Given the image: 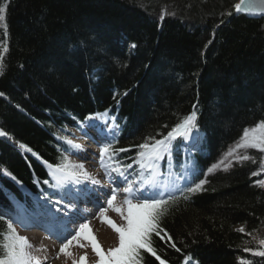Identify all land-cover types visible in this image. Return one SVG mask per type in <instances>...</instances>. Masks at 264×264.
Masks as SVG:
<instances>
[{"label":"trees","instance_id":"trees-1","mask_svg":"<svg viewBox=\"0 0 264 264\" xmlns=\"http://www.w3.org/2000/svg\"><path fill=\"white\" fill-rule=\"evenodd\" d=\"M238 2L0 0V203L7 194L31 212L45 209L27 192L42 186L58 196L48 165L76 155L66 135L96 115L112 119L110 161L123 168L140 144L195 112L198 145L187 152L177 138L159 163L176 200L161 221L172 240L153 235V245L167 264H264L253 254L264 250V188L252 175L260 163L209 172L264 121V17L237 14ZM189 164V183L177 181ZM201 180V190L186 191ZM143 255V264H159Z\"/></svg>","mask_w":264,"mask_h":264},{"label":"snow or ice","instance_id":"snow-or-ice-1","mask_svg":"<svg viewBox=\"0 0 264 264\" xmlns=\"http://www.w3.org/2000/svg\"><path fill=\"white\" fill-rule=\"evenodd\" d=\"M236 12H247L249 14L264 13V0H240L235 4ZM4 9L0 8V22L5 21ZM5 29L7 25H4ZM135 47V45H133ZM4 52H7V47H4ZM3 57L0 56V72L3 68ZM3 95V93H0ZM196 113L192 112L186 116L182 121L178 122L162 139H155L150 137V140L154 142H145L138 147L142 149L139 152V166L141 169H145L149 172L147 178L142 179L139 182L128 181L125 177V172L121 171L120 167L114 169L119 176L124 177L127 184L122 191L126 194L123 200L122 206L115 205L117 199L116 190H113L110 198L107 200L108 208H112L116 213L120 215L124 223L117 224L106 213L108 208L100 209L101 222L109 225L112 230L118 235V246L110 247L105 250L99 242L97 236L94 234L93 229L90 227V222L85 221L78 225L77 230L66 237L61 243L59 255L65 257H73L71 251L72 246L75 243L76 247L86 249L91 247L92 252L97 259L94 264H143L144 253L150 254L154 257L159 264H167V262L158 255L156 248L153 245V235L159 237L161 240L168 242L172 240V237L168 235L161 227L162 218L168 212V206L170 203L176 200V197L169 191L167 198L164 196L167 185L159 183V177L162 173L159 170L158 161L163 159L166 154H170L172 148V141L177 138H183L189 140L193 136V131L197 128L196 125ZM7 133L0 130V136H5ZM69 145H73V141L68 140ZM79 149V145H73ZM21 149H25L31 152V148H27L26 145L20 144ZM245 150V153H240L239 150ZM254 149L261 153H264V121H260L254 127L246 128L242 131L240 139L236 142L234 147H231L227 152L225 159L221 160L218 164L212 166L209 172L213 169L219 168L224 165L225 170L231 166V161L225 163L229 157H234L237 162H243L252 160L255 163V158L246 154L247 150ZM116 151H126V149H117ZM114 155L112 145L110 143L105 144L100 149L101 166L107 168L105 163V157L109 160ZM47 163V162H45ZM52 169L50 175L53 183L51 187L60 189L68 184H80L82 180L91 181L92 184H99L100 181L95 179L84 167L83 164L73 163L68 157H63L62 162L56 165H48ZM131 165L125 166V170L130 168ZM264 173V160L261 161L259 171L253 172V176H258ZM110 176V174H109ZM111 178V177H110ZM48 184L49 181H44ZM207 183L206 180H201L196 183L194 187H187L186 191L189 193H195L202 189V186ZM139 184L142 188H159L156 197H144L143 193L140 196H134V185ZM257 184L264 186V180L257 181ZM63 199V198H62ZM61 200L50 201L55 211H60L56 205L62 203ZM134 199L138 202H134ZM187 199V197H185ZM66 208H70L71 204L65 205ZM0 220H5V215L0 214ZM7 231L0 235V264H44V261L34 255V245L25 236L20 235L12 219L6 221ZM240 232H244L243 228L238 229ZM86 241L87 243H83ZM259 244L264 246V239L259 241ZM175 248V244L171 245ZM180 251V249H176ZM245 251H252L251 249H245ZM254 255L264 257V250L255 251ZM46 259V258H45ZM72 264H89L87 253L81 255L78 259L73 258ZM187 264V262H186Z\"/></svg>","mask_w":264,"mask_h":264},{"label":"rangeland","instance_id":"rangeland-1","mask_svg":"<svg viewBox=\"0 0 264 264\" xmlns=\"http://www.w3.org/2000/svg\"><path fill=\"white\" fill-rule=\"evenodd\" d=\"M112 127L113 126L109 120L106 122H101L99 117H95L93 119L92 123L86 127L85 131L74 132L71 136H69V135L67 136L68 140L73 141L74 145L80 146V148H79L80 156L78 158L72 157V158H70V161L73 163L83 164L85 169L95 179L100 181L99 184H95V185L88 182L89 186H91L92 188H94L96 191H98L100 193L104 192V193L108 194V196L106 194H104L107 197V199H104V200H106V204L104 206H101L96 210L93 209V206H90V209H88V210L86 209V211L83 212L84 217H87V221L90 222V227L93 229L94 234L97 236L99 242L101 243L102 247L105 250H107L110 247H117L118 246V235L112 230V228L109 225L101 222L100 209L102 207L108 208L107 200L110 198L113 190H116V195H117V199L114 202L115 205L122 206L123 205V196H124V192L122 191L124 186L122 184L117 185L116 184V182H117L116 177L113 176L115 171L112 169H106V168L101 166L100 149L105 143L98 144L96 142L97 140H98V142L103 140L100 137H104L105 131H108V132L113 131ZM92 136H95V139L92 138ZM112 136H113V133H111V137ZM87 146L94 149V153L88 151L86 149ZM186 148L189 149L190 146H186ZM191 148H193V147H191ZM252 150H254V149L247 150L246 154L252 156L250 154V151H252ZM254 151L259 152L257 150H254ZM239 152L245 153V150L241 149V150H239ZM261 155L262 156L259 159L260 161L258 159H256L255 163H256V161L261 163V161L264 160V153H261ZM224 159L225 158H223V160ZM229 161H231V166H229V167H233L234 166L233 164L237 163V161L235 160L234 157H229L228 160H225V163H229ZM243 162H245V161H243ZM221 166L224 167V165H221ZM259 166H260V164H259ZM191 169L192 168H191L190 164L184 167L183 179L188 177V173H190ZM257 171H259V167H258ZM109 174H110V176H109ZM258 176H260L259 180H264V173H261ZM125 177H127V180L130 181V178H131L130 172H126ZM86 181H88V180H86ZM136 182H139V181L136 180ZM261 187L264 188V186H261ZM101 191H103V192H101ZM140 191H141V187L138 184L134 185V196H140L141 195ZM154 194H158V192L154 189H150L148 192L147 191L143 192V196L154 195ZM135 201L136 200L134 199V202ZM136 202H138V201H136ZM71 206H72L71 208H73V209H79L81 207L80 204H78V203H75V205L71 204ZM123 206L126 208V205H123ZM106 214L110 218H112L117 224L124 223V221L122 220L120 215L118 213H116L112 208H108V211ZM78 225H79V223H76L73 225V227L78 226ZM17 226L19 228L20 235L27 237L29 239V241L35 246L33 249V253H34V255H37L38 257H40L44 261V264H72L73 258L78 259L81 255H84L85 253H87V258H88L89 264L94 263L95 260L97 259L95 254L92 252L90 246L86 249H82V248L76 247L75 243L71 248V251L73 252V257L68 258V257H65L64 255L61 254V255H59V258H56L58 253H59L61 243L63 241L59 242V244H56L54 240L49 241V239H47V236L45 234H41L40 236L34 235V233H32V231L30 232L28 230H25L22 225H17ZM71 233L73 234L74 232H71ZM82 242L87 243L86 241H82Z\"/></svg>","mask_w":264,"mask_h":264},{"label":"water","instance_id":"water-1","mask_svg":"<svg viewBox=\"0 0 264 264\" xmlns=\"http://www.w3.org/2000/svg\"><path fill=\"white\" fill-rule=\"evenodd\" d=\"M240 2V0H239ZM238 2V3H239ZM237 14H242V15H248V16H256V17H264V13H257V14H249L247 12H236Z\"/></svg>","mask_w":264,"mask_h":264}]
</instances>
